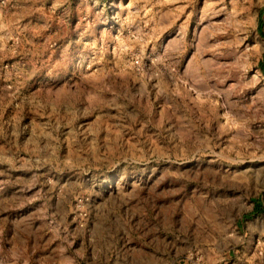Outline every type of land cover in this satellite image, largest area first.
Instances as JSON below:
<instances>
[{
  "label": "rangeland",
  "instance_id": "rangeland-1",
  "mask_svg": "<svg viewBox=\"0 0 264 264\" xmlns=\"http://www.w3.org/2000/svg\"><path fill=\"white\" fill-rule=\"evenodd\" d=\"M0 264H264V0H0Z\"/></svg>",
  "mask_w": 264,
  "mask_h": 264
},
{
  "label": "trees",
  "instance_id": "trees-1",
  "mask_svg": "<svg viewBox=\"0 0 264 264\" xmlns=\"http://www.w3.org/2000/svg\"><path fill=\"white\" fill-rule=\"evenodd\" d=\"M262 208V207H261Z\"/></svg>",
  "mask_w": 264,
  "mask_h": 264
}]
</instances>
